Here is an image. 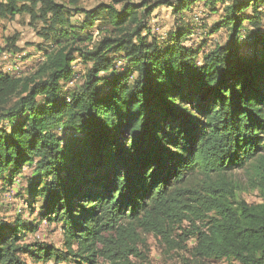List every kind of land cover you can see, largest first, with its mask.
I'll return each instance as SVG.
<instances>
[{
	"label": "trees",
	"instance_id": "1",
	"mask_svg": "<svg viewBox=\"0 0 264 264\" xmlns=\"http://www.w3.org/2000/svg\"><path fill=\"white\" fill-rule=\"evenodd\" d=\"M18 15L45 44L31 71L0 69V182L23 179L63 245L0 215V264H153L144 233L180 264H264V0H0Z\"/></svg>",
	"mask_w": 264,
	"mask_h": 264
},
{
	"label": "rangeland",
	"instance_id": "2",
	"mask_svg": "<svg viewBox=\"0 0 264 264\" xmlns=\"http://www.w3.org/2000/svg\"><path fill=\"white\" fill-rule=\"evenodd\" d=\"M60 2H69L70 0H58ZM79 4L84 7H93L99 2L110 0H78ZM139 2L141 0H131ZM200 6L195 8V12L200 13ZM250 11V9L248 10ZM194 14H192L193 16ZM203 15V14H202ZM217 19V15L211 16L209 21ZM175 16L170 7L159 8L153 12L150 22L154 26V30L159 33H165L167 29L174 23ZM42 27L41 21H31L28 15H18L14 19L0 20V49L6 48L12 44L20 49L17 53L2 50L0 53V69L18 74L20 70L24 73L31 71L42 60V53L38 49V44H45V40L38 34V30ZM203 36H194V42L199 43ZM224 32H219L208 37L209 48L215 43L225 40ZM191 43L192 41H188ZM18 54V55H16ZM75 70L81 74L85 70L82 64H76ZM31 169L26 168L25 173H30ZM237 178L244 181L243 173L236 170ZM0 182V215L9 221L21 218L29 224L38 225L35 232H29L22 238V243L27 244H44L54 245L56 248L62 249L63 230L61 225L56 222H50L47 219H41L39 212L41 201L35 204L26 193V183L19 178L11 186L2 185ZM242 197L248 202H259L260 197L258 191H246L242 193ZM146 245L140 246L145 250L146 246L149 250V256L153 264H180L183 257H188L189 253L185 250L173 249L169 247L160 237L153 234L144 233ZM177 239V238H176ZM188 247L193 245V241L187 242ZM223 261H209L206 264H223ZM48 264H74V263H55L50 261Z\"/></svg>",
	"mask_w": 264,
	"mask_h": 264
}]
</instances>
